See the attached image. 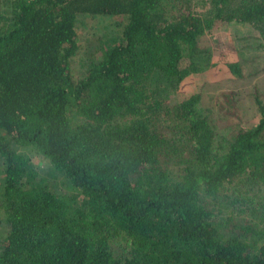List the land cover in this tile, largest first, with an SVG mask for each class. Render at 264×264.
<instances>
[{
    "label": "trees",
    "instance_id": "obj_1",
    "mask_svg": "<svg viewBox=\"0 0 264 264\" xmlns=\"http://www.w3.org/2000/svg\"><path fill=\"white\" fill-rule=\"evenodd\" d=\"M230 24L264 50V0H0V264H264V92L179 97Z\"/></svg>",
    "mask_w": 264,
    "mask_h": 264
},
{
    "label": "rangeland",
    "instance_id": "obj_2",
    "mask_svg": "<svg viewBox=\"0 0 264 264\" xmlns=\"http://www.w3.org/2000/svg\"><path fill=\"white\" fill-rule=\"evenodd\" d=\"M116 22L112 17L88 18V26L78 31L83 37H93L97 33L101 34L111 25H116ZM250 31L241 25L230 24L203 37L202 44L214 48L212 64L199 73H193L189 78L190 81L186 83L185 88L183 87V92L179 94V97L183 99L193 92L201 93V107L209 109L220 125L227 123L221 118L219 112L220 95L223 92L240 93L239 111L248 126L254 125L260 118L253 93L255 86L264 92V50L257 46L258 36L251 34ZM221 47L228 59L242 64L243 77L232 72L223 58H220ZM76 66L80 67V64L77 63ZM31 155L38 159L40 166L47 164L42 156L35 155L34 152ZM4 239V236L0 239L1 244Z\"/></svg>",
    "mask_w": 264,
    "mask_h": 264
}]
</instances>
